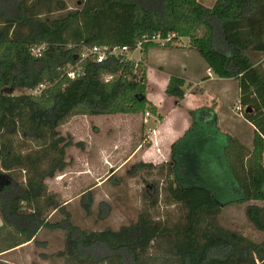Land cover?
Listing matches in <instances>:
<instances>
[{
  "label": "trees",
  "instance_id": "1",
  "mask_svg": "<svg viewBox=\"0 0 264 264\" xmlns=\"http://www.w3.org/2000/svg\"><path fill=\"white\" fill-rule=\"evenodd\" d=\"M66 1L0 0V138L4 131L17 130L22 139L40 148V127L48 125L60 158L52 161L43 179L65 169L68 147L82 146L57 129L69 110L163 118L147 98L144 61L151 48L172 46L183 37L217 76L239 81L240 105L255 134L249 149L221 130L212 107L190 110L192 124L172 144L170 160L136 165L139 172L146 167L148 173L164 179L163 187L155 183L156 190L178 207L180 217L160 218L155 214L158 198L146 196L137 222L118 230H84L79 239L70 224L61 226L65 245L57 255L64 264H264V239L255 242L220 222L223 209L230 205L264 202V60L256 64L264 54V0H217L211 8L200 0H78L73 9ZM169 34L172 38L166 44L156 42L158 36ZM94 44L132 50L141 44L142 58L80 62L84 48ZM78 62L85 74L70 79L68 67ZM17 88L30 93L15 94ZM166 92L180 106L185 80L171 76ZM247 108L252 111L246 112ZM200 130L216 143L223 140L216 158L221 168L214 172L220 183L226 177L237 192L235 198L223 199L205 181L188 179L184 164L189 150L182 145ZM12 156V146L3 148L0 139V169L7 170L11 186L18 190L15 195L0 191V255L32 241L42 227H60L48 220L52 212L60 211L56 203L48 216L37 214L33 200L43 193L44 185L28 186V175L24 182L20 171L24 169L14 167ZM92 202V197L86 201L88 212ZM246 213L264 233V207L248 204ZM21 219L34 228L23 226Z\"/></svg>",
  "mask_w": 264,
  "mask_h": 264
},
{
  "label": "rangeland",
  "instance_id": "2",
  "mask_svg": "<svg viewBox=\"0 0 264 264\" xmlns=\"http://www.w3.org/2000/svg\"><path fill=\"white\" fill-rule=\"evenodd\" d=\"M214 1L204 0L203 4L213 6ZM66 2L69 9H73L77 6L78 0ZM184 38L186 37L180 39L178 44H184ZM197 53L200 55L199 52ZM141 55V50L132 53L135 60ZM14 93H30V91L17 88ZM229 103V101L224 103V109L228 112L222 111V114L230 113L228 116L233 130L251 146L249 137L251 138L253 130L243 120L245 108L240 111L237 109L241 107L239 103L235 105ZM145 117L147 114L145 116L85 115L69 110L59 121L57 129L62 136L71 135L75 142H82V146L68 147L65 169L47 179H43L42 175L52 169L53 160L60 158L59 151L54 147L53 131L48 125L43 123L40 127L43 142L40 148L22 139L17 130L12 133L7 131L2 133L0 138L2 147L7 144L12 146L14 167L24 169L20 170L24 182L28 175V186L33 187L41 183L44 185L43 193L33 200L37 214L41 217L48 216L47 213L53 208V203H56L60 211L52 212L48 220L51 224L59 223L60 227L55 225L42 227L32 241L0 256L1 263L64 264L63 259L57 255L65 245V230L61 226L70 224L74 228V236L79 239L84 230L107 228L118 230L137 222L139 212L148 201L147 197L153 200L158 198L155 214L160 218L176 221L180 217L178 207L167 202L164 194H159L156 190L155 183L159 182L160 187H163L164 179L148 173L150 170L146 167L139 172V167L136 165L142 162L141 154L132 155L139 143H142L144 148L149 145L150 139L143 131ZM192 139L182 145L189 150L188 161L184 167L190 182L197 179L205 181L219 191L223 199L235 198L237 192L226 177L220 178L224 182L220 183L215 175L217 172H214V168H221L216 158L218 147L223 140L220 139V142L216 143L211 137L205 136L202 130ZM112 159L116 165L111 164ZM117 168L120 169L115 171ZM0 191L11 195L18 192L11 186L8 172L3 168L0 169ZM89 197H92L93 201L91 212L85 208ZM248 204L264 207V202L260 201L230 205L223 209L220 222L223 226L259 243L264 239V233L257 230L250 222L246 213ZM25 205V203L21 204L23 210ZM21 223L25 227L34 228L27 219H21ZM0 224H2L1 216Z\"/></svg>",
  "mask_w": 264,
  "mask_h": 264
},
{
  "label": "crops",
  "instance_id": "3",
  "mask_svg": "<svg viewBox=\"0 0 264 264\" xmlns=\"http://www.w3.org/2000/svg\"><path fill=\"white\" fill-rule=\"evenodd\" d=\"M200 1L203 3L204 0ZM184 39V44L174 43L167 47L157 45L151 48L145 57L144 62L147 66L148 76L147 98L157 106L163 117L160 120L156 116L147 114L144 119L143 131L150 139L149 145L144 148L142 143H139L132 155L141 154V160L146 163L158 165L170 160L172 144L182 137L192 124L189 111L201 107H212L218 115V124L224 133L237 137L249 149L253 147L254 126L243 116L244 122L253 130L251 138L249 137L251 147L233 130L230 124L231 119L228 116L230 113L222 114V111L228 112L224 109V103L229 101L230 105L240 104L239 81L235 78L227 79L217 76L208 67L201 55L190 47L189 39ZM141 58L142 55L137 60ZM263 60L264 54L259 55L256 64H261ZM173 75L185 80L186 94L180 106L177 99L166 92L169 80ZM114 162L113 160L111 164L113 165ZM119 169L117 168L115 171ZM95 174L97 173L95 172Z\"/></svg>",
  "mask_w": 264,
  "mask_h": 264
},
{
  "label": "built area",
  "instance_id": "4",
  "mask_svg": "<svg viewBox=\"0 0 264 264\" xmlns=\"http://www.w3.org/2000/svg\"><path fill=\"white\" fill-rule=\"evenodd\" d=\"M172 38V35H168L167 38H162L160 36L157 37L156 42L164 45L166 44L170 39ZM44 47V46H43ZM141 50V44L138 45V47L135 50H132L128 46H116L111 47L110 45H98L94 44L91 46H87L84 48L81 57L80 62L91 59L94 62L102 63L105 62L109 57H118V56H124L126 60H133L134 57L132 56V53ZM40 48L34 50V53L36 55H39ZM78 62L76 65H70L67 70V75L70 79H76L79 76H82L85 74V70L83 67H81ZM110 76H107V80H109ZM45 85H43L44 89ZM238 110L243 111L242 107H237ZM148 114V113H147Z\"/></svg>",
  "mask_w": 264,
  "mask_h": 264
},
{
  "label": "water",
  "instance_id": "5",
  "mask_svg": "<svg viewBox=\"0 0 264 264\" xmlns=\"http://www.w3.org/2000/svg\"><path fill=\"white\" fill-rule=\"evenodd\" d=\"M251 111H252V109H250V108L246 109V112H251Z\"/></svg>",
  "mask_w": 264,
  "mask_h": 264
}]
</instances>
